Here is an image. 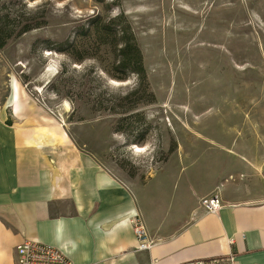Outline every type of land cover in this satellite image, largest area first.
I'll use <instances>...</instances> for the list:
<instances>
[{
	"label": "rangeland",
	"instance_id": "374dc122",
	"mask_svg": "<svg viewBox=\"0 0 264 264\" xmlns=\"http://www.w3.org/2000/svg\"><path fill=\"white\" fill-rule=\"evenodd\" d=\"M6 15V124L28 125L17 86L32 112L174 212L209 176L239 180L249 162L264 175V0H0ZM19 19L37 28L20 35ZM128 39L143 76L120 65Z\"/></svg>",
	"mask_w": 264,
	"mask_h": 264
},
{
	"label": "crops",
	"instance_id": "0c3cea01",
	"mask_svg": "<svg viewBox=\"0 0 264 264\" xmlns=\"http://www.w3.org/2000/svg\"><path fill=\"white\" fill-rule=\"evenodd\" d=\"M11 100L28 125L6 124L0 113V264H17L26 241L53 246L74 264H199L231 256L264 264V175L249 161L239 180L209 176L174 212L150 183L132 187L20 94ZM213 191L223 208L208 214L199 200ZM136 216L154 242L150 250H138Z\"/></svg>",
	"mask_w": 264,
	"mask_h": 264
},
{
	"label": "built area",
	"instance_id": "2783aa9c",
	"mask_svg": "<svg viewBox=\"0 0 264 264\" xmlns=\"http://www.w3.org/2000/svg\"><path fill=\"white\" fill-rule=\"evenodd\" d=\"M199 208L205 213L217 214L223 208V201L218 191L202 197ZM133 229L138 241V250L147 251L154 245L145 223L139 216L132 219ZM17 264H74L59 249L37 241H26L17 247ZM199 264H240L234 257Z\"/></svg>",
	"mask_w": 264,
	"mask_h": 264
},
{
	"label": "trees",
	"instance_id": "16d2710c",
	"mask_svg": "<svg viewBox=\"0 0 264 264\" xmlns=\"http://www.w3.org/2000/svg\"><path fill=\"white\" fill-rule=\"evenodd\" d=\"M8 22H11L8 15L2 17L0 16V49L5 48L11 38V35L9 34ZM17 28H19V34L23 35L37 27H33V25L25 23L22 19H19ZM107 30L110 31L109 28H107ZM120 65L122 68L129 69V71L135 72L138 75H144L142 55L133 39H128L125 47L121 50Z\"/></svg>",
	"mask_w": 264,
	"mask_h": 264
},
{
	"label": "bare ground",
	"instance_id": "6f19581e",
	"mask_svg": "<svg viewBox=\"0 0 264 264\" xmlns=\"http://www.w3.org/2000/svg\"><path fill=\"white\" fill-rule=\"evenodd\" d=\"M52 69H53V68H52ZM50 71H51V70H50ZM14 93H15L14 95H15V98H16L17 95H18V93H19V89H18L17 86L15 87ZM67 106L70 107L68 103H67Z\"/></svg>",
	"mask_w": 264,
	"mask_h": 264
}]
</instances>
